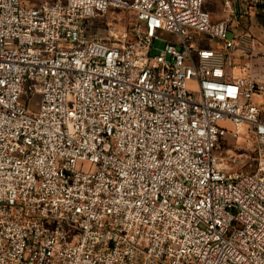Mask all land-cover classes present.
I'll return each instance as SVG.
<instances>
[{"label": "built area", "instance_id": "obj_1", "mask_svg": "<svg viewBox=\"0 0 264 264\" xmlns=\"http://www.w3.org/2000/svg\"><path fill=\"white\" fill-rule=\"evenodd\" d=\"M206 1L0 0V264H264V55Z\"/></svg>", "mask_w": 264, "mask_h": 264}, {"label": "crops", "instance_id": "obj_2", "mask_svg": "<svg viewBox=\"0 0 264 264\" xmlns=\"http://www.w3.org/2000/svg\"><path fill=\"white\" fill-rule=\"evenodd\" d=\"M206 8L214 21H227L229 23L233 36H243L250 27L251 30L253 27H264V5H253L244 0H229L228 3L223 0H207ZM239 29L240 32H237ZM166 36L170 37L169 35ZM255 42L260 43L257 39ZM211 45L217 47L215 42H212ZM261 46H263L261 43L256 46L257 51L261 49ZM246 61V57L238 59L241 64ZM253 63L257 70L264 67L263 58H254ZM241 75L243 73L240 69L234 71V76Z\"/></svg>", "mask_w": 264, "mask_h": 264}, {"label": "rangeland", "instance_id": "obj_3", "mask_svg": "<svg viewBox=\"0 0 264 264\" xmlns=\"http://www.w3.org/2000/svg\"><path fill=\"white\" fill-rule=\"evenodd\" d=\"M25 3L33 5L35 3L40 2L41 0H24ZM135 13L133 11H124V10H117L113 13H108L106 18H105V22H112L113 24L119 26L117 27L120 30H126V29H130L131 27L130 24L131 22H133V15ZM102 19L101 18H96L94 19L92 25V32L96 35L99 36H103L104 34H106V27H102V23H101ZM101 25V26H100ZM237 32H240V29L237 30ZM236 34V32H235ZM243 35H249L251 37H253L254 39H257L258 41H260V43L263 45L261 46V49H259L258 51H256L257 53H260V55H264V27H253V29L251 30V27L248 28V31H245V33ZM167 43V40L165 38H159L156 39L154 42V47H153V51H152V55H159L162 50L164 49L165 45ZM259 43V45H260ZM38 96H34L32 98V100H28L27 96L25 94H23L22 100L25 102V104L28 107H31L33 109H35L34 104L32 105L31 102H39L38 101ZM260 99V98H258ZM259 106L262 107L264 109V101H262L261 103H259ZM233 139L230 137L229 143H228V147L230 146L231 148H233ZM243 149L247 150L249 149V144L248 143H243ZM234 150V149H233ZM229 151L227 152V157L230 159H235L237 160V164H239V166H241L243 163L248 162V159L246 156H242V151ZM245 170H250V166L245 167Z\"/></svg>", "mask_w": 264, "mask_h": 264}]
</instances>
